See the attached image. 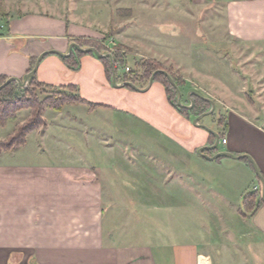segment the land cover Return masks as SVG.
Segmentation results:
<instances>
[{"label": "crops", "instance_id": "obj_1", "mask_svg": "<svg viewBox=\"0 0 264 264\" xmlns=\"http://www.w3.org/2000/svg\"><path fill=\"white\" fill-rule=\"evenodd\" d=\"M140 9L161 12L153 42H145L138 17L125 22L118 15L124 10L139 15ZM128 29L131 35L125 33ZM80 39L108 50L110 44L130 48L137 59L186 73L187 87L205 86L218 79L204 72L212 56L219 57L215 65L220 69L225 65L220 55L231 61L237 43L264 48V0H0V76L24 82L42 54L66 55ZM251 59L245 54L244 64ZM80 64L73 71L60 55L49 54L37 69V80L57 88L75 86L83 100L99 107L47 110L45 128L29 134L24 147L0 153V264H251L255 258L264 264L263 200L257 210L242 215L245 195L261 192L262 198L253 163L264 179V110L220 108L199 91L183 93L189 101L190 92L212 100L214 112L224 119L215 125L209 115L199 122L224 134L216 151L204 154L248 159L225 156L226 162L211 161L198 154L209 147L211 134L170 105L161 83L154 82L145 92L116 88L98 57L87 54ZM135 124L183 150L186 165L189 161L208 171L228 172L200 178L183 175V190L190 200L186 212L234 216L229 224L201 222L195 230L202 232L199 241L205 240L204 246L183 242V225L140 226L120 219L118 204L109 200L137 198L134 186L127 196L121 184L128 186L129 181L120 180L115 164L102 167L77 152L84 144L99 157L117 155L124 150L118 140L127 133L126 126ZM108 130L115 132L113 136ZM221 144L226 150H219ZM43 156L47 159L40 160ZM220 231L226 234L227 245L220 244L219 234L217 243L211 237Z\"/></svg>", "mask_w": 264, "mask_h": 264}, {"label": "rangeland", "instance_id": "obj_2", "mask_svg": "<svg viewBox=\"0 0 264 264\" xmlns=\"http://www.w3.org/2000/svg\"><path fill=\"white\" fill-rule=\"evenodd\" d=\"M157 2H159V0H157ZM144 10H147V8ZM160 13V11L147 12L140 9V14L138 15V13H131L130 10H124L123 16L119 17L125 20V22L131 17H138L140 21L139 27L143 30L142 36L145 42L149 43L155 40L154 29L159 25L155 23V20L160 17ZM125 33L131 35V29H128ZM109 46L112 47V44ZM110 50L111 49H109V51ZM118 50L119 47H116V52ZM132 52L130 48H127L126 51L123 52L126 56L127 66H129L131 71H137L135 67L137 63L152 61L149 59H139V57L137 59L136 56L131 54ZM249 53L252 57L251 62L244 64V56ZM262 53L263 55L261 56ZM247 57L248 56L245 58ZM220 58L225 60V65L220 69L215 65L219 57L212 56V62H208L204 70L206 74L218 79L205 81V86H192L191 88L186 86L187 83L184 79L186 73L183 74V72L176 70L172 66L166 67L163 63H158L164 69L170 70L178 79L184 81V87L180 89L182 94L185 93L186 95L189 90H195L214 99L215 103H217L220 108L228 106L239 111L256 110L262 112L264 110V48L261 49L254 46L247 47L237 43L236 54L231 58V61H227V59H229L228 55H220ZM129 71L126 69L125 72ZM124 74V71L120 72L121 77H123ZM148 85L145 88L142 86L138 88L146 89ZM27 87L28 85L26 87L20 86V93H23ZM38 92L40 93L41 91L39 90ZM195 94V92H190V99H192V96H195ZM44 95L49 96L50 93H48V95H41L42 99L45 98ZM185 95H183L181 102L184 106L189 107L191 102ZM64 109L65 112H75L79 110L78 107L73 105H67ZM48 112L54 113L55 111L49 110ZM29 117L30 111L24 110L18 114L15 120L10 121L5 128L0 127V141H3L10 133L12 134L19 125L25 124ZM210 117L215 125L220 123V121L224 123V119H220L216 112L211 114ZM126 128L127 133L122 135V138L118 140L124 145V150L118 152L117 155L107 156L103 154L102 157H99L98 151L90 152L88 147L84 144L78 147L79 149L77 150V152L84 157L83 159L91 161L96 160L97 164H100L102 167L107 165V163L115 164L114 172L118 173L120 180L124 177L126 181H129L128 186L126 183L121 184L122 188H125L123 192L127 196L133 194L131 185L134 186V192L138 196L137 198L109 200L111 201L110 203L115 205L118 204V210L122 214V216H118L120 219H124L128 224L140 226L153 223H166L172 225V228H178V226L183 225V242L186 241L199 247L200 245L204 246V244H206L205 240L204 243H200L199 241L202 232H196L195 230L201 222L204 224H229L234 222V216L230 214L219 216L222 220L218 221L219 218L216 215H199L196 214L195 211L192 212L190 209H188V212L185 211V205L187 201L190 200L186 198V191L183 190V175L200 178L207 175L216 176L228 174V172L219 169H211L208 171L207 169H202L200 165H194V162L191 163L189 161L188 165H186L187 158L183 150L176 147L171 141L160 134L150 130L142 124L126 126ZM216 131L219 135L223 133L222 130ZM114 133L115 132H112V130H108L107 132L109 137L113 136L112 134ZM129 144H132L133 147H127ZM219 150H226V147L221 144ZM42 158H40V160L47 159L44 156ZM221 161L226 162L225 159H221ZM117 163L119 165H117ZM164 190H167L166 194H164ZM201 192L204 196L207 194L205 190ZM116 215H118V213ZM115 220L117 219H114V221ZM206 233L208 234L209 232ZM212 234L211 237L214 236L213 239L215 243H217L216 235L219 234L218 241L220 244L227 245L228 238L223 231ZM253 260L251 264H262L256 258Z\"/></svg>", "mask_w": 264, "mask_h": 264}, {"label": "trees", "instance_id": "obj_3", "mask_svg": "<svg viewBox=\"0 0 264 264\" xmlns=\"http://www.w3.org/2000/svg\"><path fill=\"white\" fill-rule=\"evenodd\" d=\"M124 11H119L118 15L123 16ZM76 43L84 49L94 48L103 55H112L113 64L117 74V82L121 83H132L136 87H146L152 78V76L159 71L167 72L172 79L175 81L177 87L181 89L184 87V81L178 79L170 70L164 69L158 62L149 61L136 64V72L131 71L127 66L126 56L123 53L126 48L119 47V50L115 53L110 52L97 42L76 40ZM88 53H82L78 50L70 57H63L61 59L67 65V67L73 71H78L81 67L80 59ZM90 55H94L89 53ZM95 56V55H94ZM104 65L108 79L112 82L113 80V68L112 62L109 58L103 57L98 58ZM36 62L34 61L31 68L28 71L30 74L35 68ZM129 68V72H125ZM124 71V76H120V72ZM10 78L6 76H0V87L5 84ZM154 82L161 83L166 91L169 103L184 117L189 120H195L197 117L210 111L212 108L211 104L203 100L199 96H192L193 107L192 109L181 108L178 105V94L176 88L170 83L167 76L163 73H158L155 76ZM131 88V87H129ZM20 86L18 83L13 82L6 88L0 91V127L5 128L10 121L17 118L18 114L24 110L30 111V117L25 124L19 125L16 130L10 134L6 140L0 142V153L2 152H14L27 144V138L29 134L36 130L43 129L47 126L45 119L43 118L44 113L47 110H53L56 112H62L67 105H85L91 111L99 107L83 100L79 96L78 88L75 86L66 87H54L40 83L37 80L36 74L30 78L28 87L23 93H20ZM133 89V88H132ZM41 91L40 93L38 91ZM43 92V93H42ZM20 93V95H19ZM44 95V99L41 95ZM221 123V121H220ZM219 123V124H220ZM222 124V123H221ZM220 139L224 138V134L221 133ZM216 143V137L211 134L209 146H214ZM214 151H205L206 154H212ZM225 157H220L217 161H220ZM248 159H242L247 161ZM263 204L261 198V192H251L244 196L242 204V215L245 216L249 212H254Z\"/></svg>", "mask_w": 264, "mask_h": 264}, {"label": "water", "instance_id": "obj_4", "mask_svg": "<svg viewBox=\"0 0 264 264\" xmlns=\"http://www.w3.org/2000/svg\"><path fill=\"white\" fill-rule=\"evenodd\" d=\"M74 50H78V51H80V52H82V53H88V54H89V53H92V54H94V55H95L96 57H98V58H103V57H107V58H109V59L111 60V62H112V68H113V80H112V84H113V86L116 87V88L131 87V88H133V89H135V90H137V91H143V92H145V91H147V90L152 86V84L154 83L155 76H156L158 73H163V74H165V75L167 76V78H168V80L170 81V83H171V84L174 86V88H176V90H177V94H178V105H179V107H181V108H186V109H189V110L192 109V107H193V101H192V99H190V101H191V105H190L189 107H186V106H184V105L182 104V102H181V100H182V93H181L180 89L177 87L175 81L172 79V77H171L167 72H165V71H159V72H156V73L152 76V78L150 79L148 87H147L146 89H144V90L139 89L138 87H136V86L133 85L132 83H124V84H120V85H119V84L117 83V74H116V70H115V67H114V64H113V56H112V55H110V54H109V55H103V54H101L99 51H97V50L94 49V48H87V49H84V48H82L81 46H79L78 44H75V43L72 44V45L70 46L69 53L66 54V55H64V54H60V53H58V52H56V51H50V52H48V53H44V54H42V55L38 58V60H37V62H36V64H35V68H34V70H33L30 74H28V76H27V78L25 79L24 82H22L21 80H17V79L11 78V79H9L5 84H3V85L0 87V91L3 90L4 88H6L8 85H10V84L13 83V82L18 83L19 86H21V87H26V86L29 84L30 78H31L33 75L36 74L37 69L39 68L40 63H41L42 59H43L45 56H47V55H49V54H56V55H60V56H63V57H70V56L72 55V53H73ZM195 95L199 96V97L202 98L203 100H205V101H207L208 103H210L211 106H212V109H211L209 112L203 114L202 116L197 117V118L194 120L193 123H194V125L199 126V127L203 128V129L207 130L210 134H212V135H214V136L216 137V143H215V145H214V146L205 147V148H201V149L198 151L199 155H201V156H203V157H205V158H207V159H209V160H211V161H214V160H216V159H218V158H220V157H225V156H229V157H232V158H235V159H239V160H240V159H245V158H247V156L235 157V156H233V155H231V154H229V153H219V154L215 155L214 157L210 158V157H208V156H206V155L204 154L205 151H214V150H216V149L218 148L219 144H220V136H219V134L216 133L215 131H213L212 129H210V128L204 126V125H201V124L199 123V122L202 120V118H204V117H206V116H209V115H211V114L214 113V111H215V103H214L212 100H209V99H206V98L202 97L201 95H198V94H195ZM253 165H254V168H255V172H256L257 176L259 177V179L261 180V183H262V187H263V191H262V200H263V202H264V179H263V177L261 176V174H260L258 168L255 166L254 163H253Z\"/></svg>", "mask_w": 264, "mask_h": 264}, {"label": "built area", "instance_id": "obj_5", "mask_svg": "<svg viewBox=\"0 0 264 264\" xmlns=\"http://www.w3.org/2000/svg\"><path fill=\"white\" fill-rule=\"evenodd\" d=\"M110 49H111L110 51H111L112 53L116 52V47H115V46L110 47ZM127 71H129L128 68H127ZM222 143H223V144H226V143H227V140H223Z\"/></svg>", "mask_w": 264, "mask_h": 264}]
</instances>
